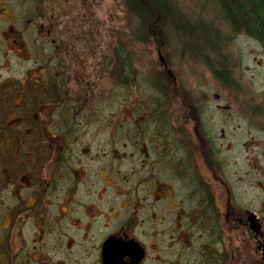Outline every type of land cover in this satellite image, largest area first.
I'll return each mask as SVG.
<instances>
[{
	"label": "rangeland",
	"instance_id": "obj_1",
	"mask_svg": "<svg viewBox=\"0 0 264 264\" xmlns=\"http://www.w3.org/2000/svg\"><path fill=\"white\" fill-rule=\"evenodd\" d=\"M123 1L0 0V81L2 76L12 74L21 77L23 74L20 73L27 69L33 70L38 67L36 63H40L42 68L38 75L43 84V103L54 99L50 102L51 106H45V115L59 111L63 102H54L57 97L63 101L69 98L67 104L73 110L75 106L79 107L76 112L77 131L72 133L73 139L65 144L69 147L68 158L73 164L71 170L75 168L82 172L83 182L79 187L78 198L89 207L94 204L97 210L100 207L105 212L113 206L116 210L112 216H116L117 220L119 216L125 221L133 217L132 206L118 208L123 198L108 192L99 193L102 174L112 182L116 179L118 192L119 189H128L130 192L136 185L137 197L147 194L145 181L149 179L147 182L151 183L155 177V180L173 188L176 197L161 202V205H167L168 202L182 204L190 200H186L190 196L189 189L181 183L187 175L196 172L203 174L212 187L215 186L217 194L231 196L233 193L235 203L240 207L254 209L264 215L263 46L250 35L229 33L227 29L221 31L218 27L225 24V18L218 2L211 0L172 1L178 9L177 13L184 15L180 24L213 26L217 28L219 37L213 36L206 40L203 39L204 35L196 32L192 38L181 37L176 41V36L171 35L165 43L156 44L154 32L146 31L141 23L136 22V27L146 32L141 36L144 38L138 41L133 34L135 23L131 22ZM209 41L213 48L216 44L219 50L208 52L212 59L215 57L212 64L221 70H228L225 73L230 80L235 81L230 86L223 87L211 75L210 67L205 63L206 58L196 56L199 49L192 51L190 48L193 45H205ZM184 42L191 46L184 45ZM126 43L128 46L124 47ZM118 47H124L125 51L131 48L134 53L132 59L137 76H133L134 83H130L127 88H124L122 81H115L111 73L117 61L115 48ZM217 53L222 60L220 57L216 59ZM3 58H11L9 66L2 63ZM25 74L22 85L28 88L27 97L34 99L35 92L31 89L36 77L29 76L28 71ZM154 75L161 76L165 87L179 92L173 99L174 103L170 101L171 98H163L162 101L154 95L151 84ZM135 81H138V85ZM3 86L5 89L1 93L7 100L1 101L5 100L11 107L13 117H19L18 122L19 119L24 122L23 126L15 130V139L25 140L23 148L34 146L33 143L38 146L36 136L39 135L40 127L32 119V107L27 108L26 101L23 102L26 103L25 109L23 103L15 107L11 94L13 85L5 79L0 83V89ZM55 87L61 93L53 91ZM121 107L130 109L126 114L131 115L119 117ZM199 117L203 124L198 122ZM121 119L126 122L119 123ZM45 126L58 137L61 128H55L48 122ZM175 130H180L181 135ZM197 133L199 137L193 139L192 134ZM31 134L35 139H30ZM182 136L186 146L178 140ZM201 137L207 140V144ZM136 139L143 141V147L134 144ZM212 143L220 151L223 168L220 167L219 172L227 177L230 192H223L220 184L212 183L214 178L208 173L206 158L199 150ZM50 158L54 159L55 155ZM67 161L60 168L65 172ZM185 161L190 165L187 172L182 165ZM62 182L63 179H59L58 184ZM57 190L63 193L65 188L60 186ZM143 210L139 214V218L145 219L142 224L150 222L157 228L158 221L146 218L145 213L149 209ZM96 224H92L90 240L96 239L93 238ZM231 236L238 243L236 249H241L244 237L240 230L234 229ZM246 249L247 252L251 251V256L260 257V253L251 245ZM236 264L250 262L237 260Z\"/></svg>",
	"mask_w": 264,
	"mask_h": 264
},
{
	"label": "flooded vegetation",
	"instance_id": "obj_2",
	"mask_svg": "<svg viewBox=\"0 0 264 264\" xmlns=\"http://www.w3.org/2000/svg\"><path fill=\"white\" fill-rule=\"evenodd\" d=\"M11 58H3L2 63L9 66ZM36 64L38 67L33 70L27 69L20 73L23 74L21 77L12 74L2 76L0 81L9 80L14 90L11 93L14 106L19 107L26 101L27 104L22 105L32 107V119L40 127L39 135L36 136L38 146L33 143L34 146L23 148L25 140L15 139V130L23 126L24 122L22 119L18 122L19 117H13L6 97L1 93L5 89L3 86L0 89V264H236L237 260L264 264V215L254 209L240 207L235 203L233 193L231 196L217 194L215 186L208 184L203 174L188 173L183 179L181 185L190 191L186 199L189 201L182 204L168 202L167 205H161V202L176 197L173 188L155 180V177L151 183L147 182L149 179L145 181L147 194L137 197L136 185L130 192L128 189H119L118 192L116 179L112 182L102 174L101 184L98 185L100 192H97H108L123 198L119 209L132 206L134 214L129 221L120 219V216L118 220L116 216L113 217L116 210L113 206L103 212L100 207L97 210L94 204L89 207L81 202L78 192L83 182L82 172L75 168L71 170L73 164L68 158L69 147L65 144L73 139L72 133L77 131L76 112L79 107L73 103V110L67 104L69 98L63 101L57 97L54 102H63L59 111L45 115V106H51L50 102L54 99L43 103V84L38 75L42 66ZM26 71L29 76L36 77L31 89L35 92L34 99L27 97L28 88L22 85ZM5 72L8 74L7 70ZM52 84L55 86V83ZM58 90L56 87L53 89L55 92ZM41 110L43 114L40 115ZM126 111L130 109L121 107L119 117L131 115L126 114ZM197 120L203 124L200 117ZM46 122L61 128L58 137L54 136L53 130L47 129ZM118 122L125 123L126 120ZM174 132L180 134L181 131ZM32 136L30 139H35ZM187 137L191 139V136ZM192 137L197 139L199 134H192ZM178 140L184 143L183 136ZM201 140L207 144V140L202 137ZM134 144L143 147L140 139L134 140ZM209 145L213 143L199 150L206 158L208 173L214 178L212 183L220 184L223 192H230L227 177L219 172V168H223L220 151ZM53 155L55 158L51 159ZM65 160H68L67 172L60 169ZM182 165L186 172L190 170L187 161ZM59 179H63V184H58ZM173 185L177 187L175 183ZM60 186L65 188L63 193L57 190ZM98 199L101 201L100 197ZM146 208L149 209L145 213L147 220L158 221L157 228L150 222L142 224L145 219L139 218V214ZM94 222H97V228L96 234H93V230L92 234L96 239L90 240L89 233ZM234 229L240 230L244 237L242 247L238 250V243L231 236ZM248 245L255 248L260 257L251 256V251L247 252L246 249Z\"/></svg>",
	"mask_w": 264,
	"mask_h": 264
},
{
	"label": "trees",
	"instance_id": "obj_3",
	"mask_svg": "<svg viewBox=\"0 0 264 264\" xmlns=\"http://www.w3.org/2000/svg\"><path fill=\"white\" fill-rule=\"evenodd\" d=\"M211 1L218 2L221 12L225 18L223 20L225 24L222 25V27H218L221 31L227 29L229 33L250 35L253 39H255V41L257 40L261 43L264 48V0ZM122 3L125 9L129 12L128 16H130L131 22L135 23V26H133V34L136 35L135 39L138 41L139 38H144L141 36H144L146 32L139 27L137 28L136 26L138 24H136V22L141 23L142 26L146 28V31L150 32V30H152V32H154L156 44L165 43L166 39H169V36L171 35L176 36V41L181 39V37L192 38L196 32H200V34L204 35L205 38L203 39L206 40L211 39L213 36L219 37L220 35L217 28H213V26H211V28H213L211 29L203 24H192L189 26L180 24V20L184 17V15L177 13L178 9L175 4H173L172 0H124ZM206 40L203 41L205 42ZM210 42L211 41L204 43L205 45H197V47L193 44V46L190 47L191 44H187V42H184V45L190 47L192 51L193 49L194 51L195 49H199L196 56L199 57L201 55L203 58H206V60H204L210 67L211 75L216 78L223 87L230 86V84H233V82L235 83V81L230 80L229 76L225 73L228 70H221L220 67H215L212 64L215 62V57L212 59L208 52H219V50L216 44H214L213 48V45L210 44ZM127 46L128 45L126 43L124 47ZM124 47L115 48V57L117 61L111 73H113L115 81H122L125 86L124 88H127L130 83H134L133 76H137V69H135L134 60L132 59L134 56L133 50L129 48L128 51H125ZM216 55V59L218 60L220 55H218V53ZM199 59L202 60V58ZM220 60H222L221 57ZM110 64H112V62ZM107 68L108 67H106V70ZM109 79L110 77H108V80ZM152 79L153 81H151V84L154 87V95L162 101L163 98H171L170 101L174 103V100L179 95V92L174 91L175 89L173 88L170 89L165 87L161 76L159 75H154ZM135 82L138 85V81ZM57 92L61 93L60 90ZM184 93L187 92L184 91ZM170 101L168 102L170 103ZM201 123L203 122L201 121ZM209 147L215 148L213 145H209Z\"/></svg>",
	"mask_w": 264,
	"mask_h": 264
},
{
	"label": "bare ground",
	"instance_id": "obj_4",
	"mask_svg": "<svg viewBox=\"0 0 264 264\" xmlns=\"http://www.w3.org/2000/svg\"><path fill=\"white\" fill-rule=\"evenodd\" d=\"M228 66H231V65H228Z\"/></svg>",
	"mask_w": 264,
	"mask_h": 264
}]
</instances>
